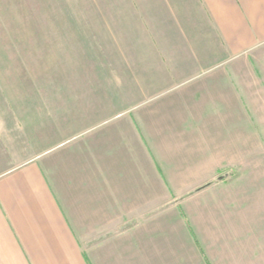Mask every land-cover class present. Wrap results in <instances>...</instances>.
<instances>
[{
	"label": "crops",
	"instance_id": "obj_1",
	"mask_svg": "<svg viewBox=\"0 0 264 264\" xmlns=\"http://www.w3.org/2000/svg\"><path fill=\"white\" fill-rule=\"evenodd\" d=\"M69 6L55 16L52 32L69 35L62 46L70 44L71 55L75 48L84 50L79 59L71 56L79 68L70 80L79 72L77 80L86 82L61 95L56 90V96L69 98L73 129L96 131L111 124L108 130L117 132L118 142L90 138L87 149L82 145L61 155L50 149L0 170V264H264V219L260 232L251 231L245 261L234 245L240 230L229 233L230 226L214 221L209 232L220 227L215 241L222 243L214 256L204 231L196 233L186 214L184 240L192 253L181 257L134 244L115 252L107 243L125 242L130 235L82 231L110 225L109 211L125 209L126 200L118 201L126 193L118 177L133 178L132 193L141 187V173L105 168L110 146L118 145V158L126 156L136 172L142 159L144 173H162L153 150L157 138L187 147L192 159L207 147L236 148L237 133L226 139L220 131L238 129L239 122L241 129L264 130V0H71ZM89 50L95 52L91 57ZM243 67L245 86L239 78ZM89 81L103 88L91 89ZM216 104L225 111L207 116V107ZM79 137L70 140L86 142Z\"/></svg>",
	"mask_w": 264,
	"mask_h": 264
},
{
	"label": "rangeland",
	"instance_id": "obj_2",
	"mask_svg": "<svg viewBox=\"0 0 264 264\" xmlns=\"http://www.w3.org/2000/svg\"><path fill=\"white\" fill-rule=\"evenodd\" d=\"M70 4L71 0H0V170L20 160L37 158L50 149V153L57 151V155L71 153L82 145L87 149L90 138L118 142L117 132L112 127L108 130L111 124L99 125L96 131L73 129L69 122L73 116L69 112V98L56 96V90L61 95L60 91L79 88L86 82L77 80L79 72L74 74V81L70 80L72 71L79 68L71 63V56L79 59L84 56V50L75 48L71 55L70 44L62 46V37L66 35L68 41L69 35L52 32L55 16L61 9H69ZM93 53L88 54L91 57ZM81 69L84 73L85 68ZM245 72L243 67L240 71L243 75L239 77L243 86ZM86 85L91 89L103 88L94 81ZM221 107L219 104L207 107V116H217V111L223 113ZM241 125L239 122L238 129L220 131L226 139L237 133L240 142L236 148L228 145L211 152L213 147H207L206 154L196 153L192 159L187 157V147L173 146L157 138L153 150L162 173H144L146 161L142 159L138 163L140 172H136L134 163L127 161L126 156L118 158V145L107 146L112 152L105 160V168L111 173L136 177L141 173V179L136 178L141 181V187L138 193H132L136 189L133 178L124 174L118 177L120 187L126 192L119 194L118 201L126 200L125 209H111L110 225L84 226L83 233L130 235L125 242L113 238L115 241L107 243L115 252L125 245L131 249L134 244L135 249L149 251L150 246H156L158 255L169 253L181 257L192 253L184 240L186 214L196 233L204 231L203 237L214 256L216 250L220 255L222 249V243L215 241V236L221 235V228L209 232L214 221L223 229V225L230 226L229 233L240 230L241 236L234 245L239 256L244 253L243 259H239L248 260L251 254L248 238L252 229L256 233L261 231L260 219H264V130L241 129ZM192 132V129L187 131L189 139ZM79 135L86 142L70 140ZM59 141L66 143L62 147L49 144ZM59 148L62 149L58 151ZM100 149L98 146L95 150ZM119 217L125 218L124 224H117ZM89 246L97 248L94 242ZM218 260L222 262L225 258L218 256Z\"/></svg>",
	"mask_w": 264,
	"mask_h": 264
}]
</instances>
